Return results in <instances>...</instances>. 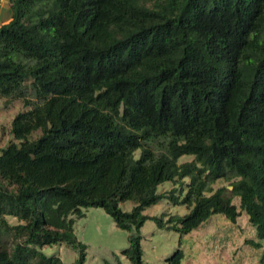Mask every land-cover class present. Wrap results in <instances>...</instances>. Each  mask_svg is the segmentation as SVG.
<instances>
[{"label":"trees","instance_id":"obj_1","mask_svg":"<svg viewBox=\"0 0 264 264\" xmlns=\"http://www.w3.org/2000/svg\"><path fill=\"white\" fill-rule=\"evenodd\" d=\"M8 2L0 97L25 109L0 148V264H65L53 244L84 264L82 207L139 229L162 200L181 234L244 212L264 260V0ZM123 254L142 264L139 235Z\"/></svg>","mask_w":264,"mask_h":264},{"label":"rangeland","instance_id":"obj_2","mask_svg":"<svg viewBox=\"0 0 264 264\" xmlns=\"http://www.w3.org/2000/svg\"><path fill=\"white\" fill-rule=\"evenodd\" d=\"M10 14L8 0H0V24L8 21ZM24 109L18 98L0 97V148L13 140L11 121L17 112ZM139 153L140 150H136L135 156L138 157ZM188 158L191 156H183L180 161ZM227 183L220 178L212 187L215 189ZM171 186L172 183L166 181L158 186V190ZM132 206V201L120 203L123 210L128 211ZM186 212L184 206L162 200L144 209L143 213L148 218L139 229H123L101 207H82V214L75 218V231L79 240L86 245L84 264H130L123 250L128 247L132 235L140 237L142 264H170L169 258L178 251L181 253L179 264H264L263 242L257 237L244 212L236 221L222 214H214L185 234L165 225L159 226L153 219L161 213ZM42 251L46 255L59 256L65 264L73 263L78 256L77 251L64 244L47 245L42 247Z\"/></svg>","mask_w":264,"mask_h":264}]
</instances>
